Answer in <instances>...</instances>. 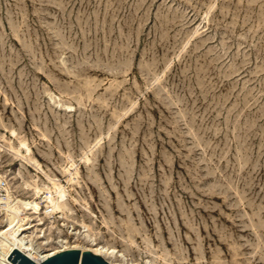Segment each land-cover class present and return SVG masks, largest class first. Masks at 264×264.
<instances>
[{"label":"rangeland","instance_id":"obj_1","mask_svg":"<svg viewBox=\"0 0 264 264\" xmlns=\"http://www.w3.org/2000/svg\"><path fill=\"white\" fill-rule=\"evenodd\" d=\"M0 172L54 246L264 264V0H0Z\"/></svg>","mask_w":264,"mask_h":264},{"label":"bare ground","instance_id":"obj_2","mask_svg":"<svg viewBox=\"0 0 264 264\" xmlns=\"http://www.w3.org/2000/svg\"><path fill=\"white\" fill-rule=\"evenodd\" d=\"M22 145L27 146L25 142H22ZM10 148L16 150V152H20V148H15L12 145L10 146ZM26 149L30 151L29 146H27ZM32 164L38 169L41 168L40 163ZM14 172L17 173V170H15ZM11 175H13L11 174V172L9 174L3 175L6 177V179L8 180V184L10 185L6 187V199L4 200L5 210H3V215L0 218V264H15L9 259L10 252L15 248L20 249L37 262H40L46 257L62 250L79 248L84 251L90 250L94 253L102 255L109 261H111V259L115 258L116 256H120L122 260L121 262H118V264H129L126 261L127 257L125 253H119V251L112 245L98 241L94 234H92L91 232V226L84 222L83 231L85 233L82 236H80V234H78L77 232L75 233V240L78 242L74 241L72 243H65L64 241V243L58 246H54V238L45 232L44 227H41L38 230L36 226L45 225V222L43 221V218L45 216H49L50 218H52L54 216V213H61L65 208L67 210L69 209L68 194L66 192L65 186L51 176H48V178L50 179L52 185H34V188L36 189V192L38 194L41 191L47 193V202L52 210L48 213H43L42 207L36 196L28 197L15 192L12 182L13 176ZM22 186H24L25 189H28L33 185L28 180H26L22 181ZM3 198L4 197H0L1 202L3 201ZM59 216L63 217V214H60ZM66 216H68V213L66 214ZM58 236L60 242V238H62V235Z\"/></svg>","mask_w":264,"mask_h":264},{"label":"water","instance_id":"obj_3","mask_svg":"<svg viewBox=\"0 0 264 264\" xmlns=\"http://www.w3.org/2000/svg\"><path fill=\"white\" fill-rule=\"evenodd\" d=\"M9 259L15 264H116L102 255L79 248L65 249L52 254L40 262L35 261L18 248L11 251Z\"/></svg>","mask_w":264,"mask_h":264},{"label":"built area","instance_id":"obj_4","mask_svg":"<svg viewBox=\"0 0 264 264\" xmlns=\"http://www.w3.org/2000/svg\"><path fill=\"white\" fill-rule=\"evenodd\" d=\"M4 174H2L0 172V197H4L3 198V201L1 202L0 201V218L2 217V212L3 210H5V202L4 200L6 199V187L8 186V182H7V179L5 176H3ZM43 201H47V195L44 196V199ZM52 209L50 207V205L46 204V210H45V213H48L50 212ZM0 227H1V224H0ZM11 253V252H10ZM0 257H1V253H0Z\"/></svg>","mask_w":264,"mask_h":264}]
</instances>
